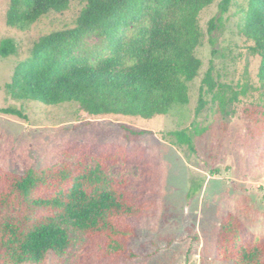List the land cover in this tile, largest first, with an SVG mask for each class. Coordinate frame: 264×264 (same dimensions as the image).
Here are the masks:
<instances>
[{"label": "trees", "instance_id": "16d2710c", "mask_svg": "<svg viewBox=\"0 0 264 264\" xmlns=\"http://www.w3.org/2000/svg\"><path fill=\"white\" fill-rule=\"evenodd\" d=\"M84 1L76 27L41 37L31 57L15 67L5 94L14 101L44 106L74 102L89 116L144 120L187 105V84L201 66L194 57L201 43L197 18L213 0ZM69 2L10 0L5 23L23 30L49 13L65 11ZM230 4L231 0L220 2L219 16L208 22L209 34L221 24ZM248 4L242 33L254 44L251 53L261 58L259 77L264 81V0H248ZM133 26L136 33L126 38L123 33ZM87 34L106 40L107 57L90 62L74 55L77 43ZM15 54L13 40L3 39L0 58ZM212 71L210 62L200 91L215 89ZM202 108L199 98L196 112ZM0 114L26 120L12 108L0 109ZM168 135L195 153L186 131ZM132 161L159 167L155 160H142L140 153L86 144L68 146L58 165L40 170L15 175L0 167V264H43L48 254L67 258L73 244L70 232L79 237L76 264L132 260L129 244L152 204L130 191L129 179L113 177L108 171L110 166ZM145 177L150 187L158 183L160 174L145 171ZM197 189L192 183L187 197ZM156 196L152 188L150 198ZM215 258L230 264H264V241L250 236L241 220L228 213L217 233Z\"/></svg>", "mask_w": 264, "mask_h": 264}, {"label": "rangeland", "instance_id": "374dc122", "mask_svg": "<svg viewBox=\"0 0 264 264\" xmlns=\"http://www.w3.org/2000/svg\"><path fill=\"white\" fill-rule=\"evenodd\" d=\"M222 0L198 15L201 43L194 57L201 63L197 76L187 84L188 104L175 106L164 116L150 120L123 116H89L77 103L44 106L35 101H14L4 92L15 67L31 57L43 36L76 27L84 0H70L61 13H49L23 30L5 23L10 0H0V42L10 38L16 54L0 58V109L12 108L26 120L0 114V167L21 175L29 169L58 165L63 151L74 145H110L133 153L142 160L110 166L109 174L124 176L130 191L152 207L129 244L134 258L121 264H230L215 258L222 218L237 216L248 234L264 241V81L259 77L261 58L251 53L253 42L242 33L248 0H231L221 15V24L208 33V22L219 16ZM136 26L123 34L131 38ZM212 51L214 53L212 54ZM75 56L90 62L109 55L107 42L94 34L83 36ZM212 62L211 92L201 81ZM199 98L203 108L197 113ZM145 131L142 136L131 132ZM186 131L195 153L178 145L168 135ZM145 171L159 173L156 185L147 187ZM152 179V178H151ZM196 194L187 197L192 186ZM154 188L156 197L150 198ZM73 240L67 258L48 254L43 264H76L80 259L79 237ZM78 259V260H77Z\"/></svg>", "mask_w": 264, "mask_h": 264}]
</instances>
